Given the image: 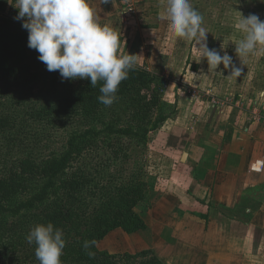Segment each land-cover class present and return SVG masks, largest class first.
I'll list each match as a JSON object with an SVG mask.
<instances>
[{
    "label": "trees",
    "instance_id": "trees-1",
    "mask_svg": "<svg viewBox=\"0 0 264 264\" xmlns=\"http://www.w3.org/2000/svg\"><path fill=\"white\" fill-rule=\"evenodd\" d=\"M38 56L28 47L22 21L0 18V264H40L26 236L49 222L64 232L62 264H166L152 251L98 249L114 230L148 229L137 205L151 204L154 182L146 178L142 155L178 113L164 99L163 78L136 64L119 85L117 100L105 106L98 100L103 82L92 87L90 79L62 81L58 71L41 70ZM37 85L52 103L40 102ZM72 119L63 150L35 156L39 142L29 134L35 122L55 126ZM85 241L95 243L85 249Z\"/></svg>",
    "mask_w": 264,
    "mask_h": 264
},
{
    "label": "crops",
    "instance_id": "crops-1",
    "mask_svg": "<svg viewBox=\"0 0 264 264\" xmlns=\"http://www.w3.org/2000/svg\"><path fill=\"white\" fill-rule=\"evenodd\" d=\"M3 1L8 8L2 3L1 12L18 11L13 5L15 0ZM229 1L222 0L227 5ZM237 1L246 8L252 4L251 0L232 3ZM257 2L264 6V0ZM89 3L98 22L120 34L122 54L137 55L136 64L148 71L159 70L168 34V21L161 18L166 0ZM191 4L199 12V1ZM130 5L133 12L128 19ZM214 15L215 12L206 13L202 24L205 30L208 24L216 23L211 19ZM168 68L176 72L172 63ZM185 82L182 89L177 88L178 80L167 84L164 99L177 105L176 121L188 127L187 134L191 135L188 113L195 126L214 115L210 135L199 132L193 139L182 138L184 150L180 151V158L175 154L172 158L183 170H189L186 190L153 197L152 208L145 216L148 229L144 233L114 230L98 244V249L109 254L152 251L166 264H264V167L259 172L252 167L256 161H264V92L251 99L248 88L233 94L201 80L195 81V86L189 78ZM192 87L203 92L212 90L220 97L229 96L232 102L218 111L205 101L190 97L186 91ZM182 117L186 118L179 121ZM184 153L188 154L185 163Z\"/></svg>",
    "mask_w": 264,
    "mask_h": 264
},
{
    "label": "clouds",
    "instance_id": "clouds-1",
    "mask_svg": "<svg viewBox=\"0 0 264 264\" xmlns=\"http://www.w3.org/2000/svg\"><path fill=\"white\" fill-rule=\"evenodd\" d=\"M13 5L18 9L14 19L22 21V27L28 31V47L39 53L38 59L49 72L58 71L62 81L90 79L92 87L103 82L99 102L111 106L117 100L118 87L135 69L137 55L120 52V34L98 22L89 0H15ZM161 18L167 19L173 39L195 43L208 69L216 71L222 64L225 70L230 69L229 77L238 78L242 74L243 68L227 52L221 55L208 47L203 17L191 0H166ZM235 27L243 37L235 47L241 60L264 54V21L258 15H242ZM252 167L259 172L264 161L258 160ZM26 241L35 243V256L40 264H62L60 258L66 246L62 229L51 222L38 224L29 231ZM94 243L85 241L83 247L88 249Z\"/></svg>",
    "mask_w": 264,
    "mask_h": 264
},
{
    "label": "rangeland",
    "instance_id": "rangeland-1",
    "mask_svg": "<svg viewBox=\"0 0 264 264\" xmlns=\"http://www.w3.org/2000/svg\"><path fill=\"white\" fill-rule=\"evenodd\" d=\"M198 1V7H200L199 13H202L203 21L206 17V13L208 15H212L215 12V17L211 19H213L216 23L208 24V29L206 30V32H208L206 34L208 47L210 49L215 48L221 55L227 52L230 56H232L233 62L237 66L243 68L242 74L238 78L229 77L228 74L230 69L225 70L222 64L218 66L216 71L208 69L206 59H201L197 46L194 42L183 39H173L169 32L166 35L163 46L162 62L160 63L159 70L156 72L163 78V82L166 86L167 84L171 85V83L174 82L177 83L178 80L179 83L178 85L176 84L177 88L182 89L183 86H186L187 84L185 80L189 78L192 80V83H190L192 85L195 81L201 80L204 84H215L218 90H224L233 94H241L244 90H246V88H248L249 97L251 99L252 97H255V95L256 98L260 97V93L264 92V54L258 53L249 55L241 60L235 52V47L243 37L236 29L235 25L242 15L247 17L249 14H256L262 21H264V6H260L261 4L257 2L259 0H251L252 4L249 8H246L247 6L244 5V3L239 2L240 4H238V1L232 3L233 0H230L228 5L224 4L222 0ZM243 2H247V0H244ZM2 3H4V5L7 4V2H4L3 0L0 1V12L4 10ZM17 14L18 11L8 10L7 13H0V18H14ZM127 18L129 19V17ZM168 54L171 55L167 56ZM171 63L176 67V72L169 70L168 67ZM43 66L46 67L43 62H40L41 70H43ZM40 86H42V84ZM40 86L37 85L34 89L36 94L44 95V97H39L40 102L42 104L52 103L51 100H46V92L44 90H40ZM166 89L167 87L165 90ZM220 94L225 95L222 94V92H220ZM213 117L214 115H208L205 117L204 124L195 126L190 121V114L188 113L187 119L188 123H191L189 129L191 130L190 133L192 135L189 136V134H187L188 127L186 128L184 125H180L178 121H176L175 116L172 119L173 121L169 120L170 122L164 124V126L152 136L151 142L149 143L150 145L147 148V153L145 156L142 155V162H146V178L151 184L152 181L154 182V189L149 193V195L152 194L150 199L152 198L153 200V197L158 194H164L172 190H186V184L189 182L187 181L188 178L186 173L189 170H183L181 166H179V163L174 162L172 158L174 154L175 157L180 158V151L182 152L184 150L182 147L184 144L181 145L182 138L191 137V139H193L197 133L199 134V132L201 135L204 134V136L210 135V130L212 129L210 121ZM185 118L182 117L179 121H182ZM75 123V119H72L71 122H58L55 126H50L47 123L44 124V121L39 123L35 122V125L29 129V134L32 136L35 135V140H38L39 142V152L35 156L41 158L51 151H62L71 131L69 125L75 126ZM67 124L68 129L64 127ZM206 124L208 125L205 126ZM49 145L51 146V149L45 147ZM24 150L26 149L24 148ZM14 155H16V157L19 156L17 153ZM176 160L178 161L179 159ZM131 164H133V162ZM131 166L132 165H129V167ZM149 188L148 190H151V188ZM191 192H193V190H191ZM152 200L150 205H143L141 203H138L137 205V210L144 215V217L152 208ZM143 236L145 237V234H143Z\"/></svg>",
    "mask_w": 264,
    "mask_h": 264
},
{
    "label": "built area",
    "instance_id": "built-area-1",
    "mask_svg": "<svg viewBox=\"0 0 264 264\" xmlns=\"http://www.w3.org/2000/svg\"><path fill=\"white\" fill-rule=\"evenodd\" d=\"M132 12L133 8L130 5L127 10V16L129 17ZM186 92L190 97L195 99H201L200 102L205 101L210 108L216 109L218 111H223L224 108H226L232 102L231 97H220L216 95L212 90H207L206 92H203L200 88L192 87L189 88Z\"/></svg>",
    "mask_w": 264,
    "mask_h": 264
},
{
    "label": "water",
    "instance_id": "water-1",
    "mask_svg": "<svg viewBox=\"0 0 264 264\" xmlns=\"http://www.w3.org/2000/svg\"><path fill=\"white\" fill-rule=\"evenodd\" d=\"M188 158V154L187 153H184L183 157H182V162L185 163L186 160Z\"/></svg>",
    "mask_w": 264,
    "mask_h": 264
}]
</instances>
